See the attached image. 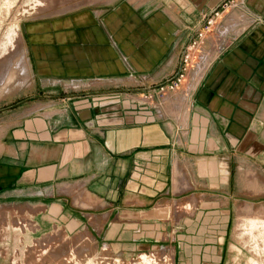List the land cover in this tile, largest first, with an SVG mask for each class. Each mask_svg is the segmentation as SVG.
Segmentation results:
<instances>
[{
  "label": "crops",
  "instance_id": "obj_1",
  "mask_svg": "<svg viewBox=\"0 0 264 264\" xmlns=\"http://www.w3.org/2000/svg\"><path fill=\"white\" fill-rule=\"evenodd\" d=\"M221 1L111 0L25 23L31 75L55 88L36 95L94 94L0 113V264L56 230L123 254L158 247L178 202L196 208L169 230L175 264H223L203 239L264 194V0H230L181 85L144 90L177 74Z\"/></svg>",
  "mask_w": 264,
  "mask_h": 264
},
{
  "label": "rangeland",
  "instance_id": "obj_2",
  "mask_svg": "<svg viewBox=\"0 0 264 264\" xmlns=\"http://www.w3.org/2000/svg\"><path fill=\"white\" fill-rule=\"evenodd\" d=\"M109 1L0 0V87L11 72H16L10 86L4 92L0 89V108L41 94L43 89H55L53 86L44 88L31 75L22 36L25 23L54 19ZM234 203L229 228L223 232L225 236L222 232L221 236L208 233L202 243L221 246L223 253L219 255L223 257V264H264V194L252 193ZM195 208L179 202L167 206L163 211L167 215L166 233L169 235V230L176 228V235H179L186 226V217ZM168 235V240L158 247L123 254L109 244H99L80 233L67 235L56 230L38 239L32 248L22 251L8 264H175L177 241L171 240Z\"/></svg>",
  "mask_w": 264,
  "mask_h": 264
},
{
  "label": "water",
  "instance_id": "obj_3",
  "mask_svg": "<svg viewBox=\"0 0 264 264\" xmlns=\"http://www.w3.org/2000/svg\"><path fill=\"white\" fill-rule=\"evenodd\" d=\"M230 0H222L205 18L204 20L195 28V30L193 31L191 37L189 38L187 44H186V47L182 53V58H181V65H180V68L177 72V74L172 77L171 79L165 81L164 83H161L160 85H156V86H152V87H147V88H144V90H155L157 88H161V87H164L166 85H169L171 82H173L178 76L179 74L181 73L182 71V68H183V62H184V56L186 54V51L190 45V43L192 42V40L195 38L196 34L198 33V31L207 23V21L209 19H211L216 13H218V11L224 7ZM94 93H87V94H72V95H64V96H53V95H34V96H31V97H27V98H24L16 103H13L11 105H8V106H5V107H2L0 108V113L1 112H4V111H7V110H11L17 106H20L22 104H24L25 102H28L32 99H36V98H50V97H80V96H83V95H93Z\"/></svg>",
  "mask_w": 264,
  "mask_h": 264
},
{
  "label": "built area",
  "instance_id": "obj_4",
  "mask_svg": "<svg viewBox=\"0 0 264 264\" xmlns=\"http://www.w3.org/2000/svg\"><path fill=\"white\" fill-rule=\"evenodd\" d=\"M229 3V2H228ZM228 3L225 5L227 6ZM217 14V13H216ZM212 24H213V20L212 18L209 19L207 21V23L198 31V33L196 34L195 38L192 40V42L190 43L187 51H186V54L184 56V62H183V68H182V71L181 73L179 74V76L173 81L171 82L169 85H166V86H169L171 89H176L178 88L182 81L184 80V77H185V74H186V70H187V67L192 63L193 61V57H194V52L197 50V48L199 47L200 45V42L203 41L207 35V33L211 30V27H212ZM163 89V87H162Z\"/></svg>",
  "mask_w": 264,
  "mask_h": 264
},
{
  "label": "bare ground",
  "instance_id": "obj_5",
  "mask_svg": "<svg viewBox=\"0 0 264 264\" xmlns=\"http://www.w3.org/2000/svg\"><path fill=\"white\" fill-rule=\"evenodd\" d=\"M16 73V72H15ZM15 73L14 72H11L8 77H7V80H5L2 84H1V91L4 92L9 86H10V83L11 81L14 79L15 77ZM182 102V100H181ZM180 120V119H179Z\"/></svg>",
  "mask_w": 264,
  "mask_h": 264
}]
</instances>
